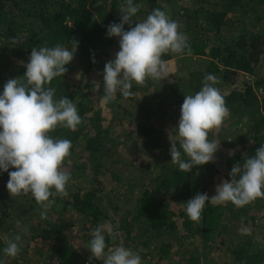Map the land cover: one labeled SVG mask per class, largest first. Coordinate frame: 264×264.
Returning <instances> with one entry per match:
<instances>
[{"label":"trees","instance_id":"16d2710c","mask_svg":"<svg viewBox=\"0 0 264 264\" xmlns=\"http://www.w3.org/2000/svg\"><path fill=\"white\" fill-rule=\"evenodd\" d=\"M133 3L140 6L133 27L159 8L187 37L190 51L164 55V61L198 56L206 59L205 68L191 70L188 83L181 78L149 79L144 86L133 82L135 95L128 99L142 106L127 108L118 91L107 102L113 108L119 102L120 118L115 114L105 123L103 69L119 51V38L109 37L107 26L120 22L126 0H0V94L8 79H24L33 47L76 50L64 76L46 87L56 89L54 99H71L82 120L75 131L58 127L50 133L71 141L64 164L71 178L66 197H50L54 203L46 219L31 194L10 196L8 173L0 171V264H84L91 257L84 246L98 225L118 233L115 242L105 234L108 249L123 245L138 253L142 264H264V198L242 208L206 202L200 223L186 213L189 199L197 193L211 198L216 185L231 181L233 166L264 145V0ZM207 74L227 84L244 83L220 92L229 109L221 128L239 126L225 154L215 153L213 162L185 172L171 161L169 136L179 138L167 126L171 118L179 122L184 96L200 91ZM124 119L129 126L123 132L113 128L112 121L121 125ZM219 134L209 133L208 139L218 142ZM182 159L188 160L183 152ZM104 177L114 185L107 187ZM16 234L20 252L13 258L3 249Z\"/></svg>","mask_w":264,"mask_h":264},{"label":"clouds","instance_id":"9594fccd","mask_svg":"<svg viewBox=\"0 0 264 264\" xmlns=\"http://www.w3.org/2000/svg\"><path fill=\"white\" fill-rule=\"evenodd\" d=\"M139 8L133 0H126V6L119 8L120 22L107 26V35L119 38V51L115 59L104 65L105 101H112L118 91L125 98L133 97V82L144 86L149 79H164L169 73L162 57L189 49L179 24L159 8L133 27V17ZM125 24L129 25L128 30ZM75 51L60 45L33 47L24 65V79H8L0 94V171L8 173L6 187L12 198L28 194L34 197L42 209L41 219L47 218L54 203L50 197L68 195L71 174L64 164L71 155L72 144L69 139H56L50 133L58 127L75 131L82 120L71 99H54L56 89L46 86L54 78L64 76L68 71L65 66L73 61ZM217 82L214 75L207 74L200 91L184 96L177 126L179 139L169 136L171 161L181 171L191 172L194 166L215 160L219 142L210 141L209 133H218L229 116L225 99L213 86ZM182 152L187 161L182 159ZM10 168L15 170L9 171ZM229 175L231 181L223 180L216 185V194L211 198L206 193H197L186 202L191 221L201 222L206 202H231L242 208L257 198H264V145L242 165H234ZM105 234L113 242L118 235L106 225H98L90 232L92 239L84 246L91 251L90 260L94 258L102 264H142L141 256L123 245L108 249ZM20 240L19 234L9 239L4 253L15 258L20 252L17 243Z\"/></svg>","mask_w":264,"mask_h":264},{"label":"rangeland","instance_id":"374dc122","mask_svg":"<svg viewBox=\"0 0 264 264\" xmlns=\"http://www.w3.org/2000/svg\"><path fill=\"white\" fill-rule=\"evenodd\" d=\"M262 61H264V55H263ZM165 63H166L167 72L169 73V75L165 77L166 79L167 78L168 79L181 78V80H183L185 83H188L190 81L189 72L196 68L204 69L206 59L203 57H198V56L175 55L170 60L165 61ZM249 77L252 78V76H249ZM97 79H98L97 72H93L91 82L92 81L95 82V80ZM217 81L218 82L214 84V87H216L219 90V92L228 91L232 89L233 87L244 88V83L242 82H237L234 84H227V83L221 82L220 80H217ZM137 96H138L137 99L140 101L142 99L141 95L137 94ZM121 101L123 105H125L127 108L129 107L133 108V110H135L137 107L140 108L142 106L141 101L138 102V104H136L137 103L136 101L132 102V100L128 98L121 99ZM118 103L119 102L117 101L116 104L114 105L115 108H113L112 106H110L109 102L102 99L101 104L104 108V114L107 115L105 123H109V121L111 120V117L115 114L117 115L116 117L117 119L120 118L119 116L120 114H117V113H120L121 111V107L119 106ZM126 120L127 119H124L121 125L118 124L119 120L112 121L113 125L115 124L113 128L115 127L117 128V130L123 132V130L129 126V123ZM177 126H178V122H176V119L171 118L168 122L167 128H168L169 133L173 134L176 138H178V132L176 133V135L173 132L175 130L178 131ZM238 126L239 125H235V124L232 125L231 123H227L225 127L220 129V134H219V139H218L219 148L216 152L218 155L225 154L227 150L231 148L230 143L232 142L230 140H231V137L237 133ZM122 152H124L125 154L127 151L124 148ZM104 181L107 187H111L114 185V183L111 180H109L107 177H104Z\"/></svg>","mask_w":264,"mask_h":264},{"label":"built area","instance_id":"2783aa9c","mask_svg":"<svg viewBox=\"0 0 264 264\" xmlns=\"http://www.w3.org/2000/svg\"><path fill=\"white\" fill-rule=\"evenodd\" d=\"M84 264H91V263H90V260H88V259L85 260V263H84ZM99 264H102V261H99Z\"/></svg>","mask_w":264,"mask_h":264}]
</instances>
